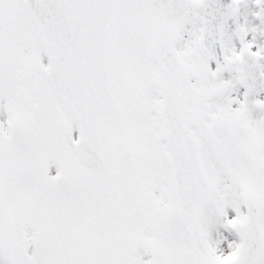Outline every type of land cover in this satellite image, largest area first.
<instances>
[{"label": "snow or ice", "instance_id": "snow-or-ice-1", "mask_svg": "<svg viewBox=\"0 0 264 264\" xmlns=\"http://www.w3.org/2000/svg\"><path fill=\"white\" fill-rule=\"evenodd\" d=\"M0 264H264V0H0Z\"/></svg>", "mask_w": 264, "mask_h": 264}]
</instances>
